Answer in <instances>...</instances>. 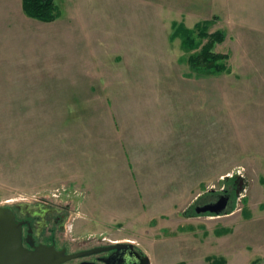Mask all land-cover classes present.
I'll use <instances>...</instances> for the list:
<instances>
[{
	"label": "rangeland",
	"instance_id": "rangeland-1",
	"mask_svg": "<svg viewBox=\"0 0 264 264\" xmlns=\"http://www.w3.org/2000/svg\"><path fill=\"white\" fill-rule=\"evenodd\" d=\"M55 2L18 68L35 81L0 84V205L51 210L71 251L264 264V0ZM206 47L222 67H192Z\"/></svg>",
	"mask_w": 264,
	"mask_h": 264
},
{
	"label": "flooded vegetation",
	"instance_id": "flooded-vegetation-1",
	"mask_svg": "<svg viewBox=\"0 0 264 264\" xmlns=\"http://www.w3.org/2000/svg\"><path fill=\"white\" fill-rule=\"evenodd\" d=\"M237 179V178H236ZM224 193L220 194L218 198H212L209 202H205L203 205H215L218 204L222 198H227L228 203L231 205V189H223ZM203 206V207H204ZM201 207L200 205L195 207ZM0 208L9 210L10 214L14 215L15 224L21 227V245L31 256L30 262L27 264H140L141 261H138V258L131 257L130 254L127 255L124 260V252L121 253L122 256H115L117 250L113 247H116L120 244H132L130 242H110V243H97L95 245L82 244L81 242L75 251H71L67 246H61L54 237L46 239L43 237L45 234L44 228L47 225L46 220L51 221V210L45 209L41 213V207L27 209L26 207H13L8 205H0ZM47 216V219L46 217ZM39 217L41 219H38ZM36 218V219H35ZM57 222H60V218L57 219ZM87 245V246H86ZM134 245V244H133ZM45 247L50 249L51 253H44L41 256L34 257L39 248ZM136 251H138L142 258L146 255L141 251L137 245H134ZM1 252V250H0ZM62 252L66 256H74L73 259L65 262H60V259L63 257ZM130 257V258H129ZM141 260V259H139ZM60 262V263H59ZM0 264H14L12 261H8V258L3 259L2 253L0 254Z\"/></svg>",
	"mask_w": 264,
	"mask_h": 264
},
{
	"label": "crops",
	"instance_id": "crops-1",
	"mask_svg": "<svg viewBox=\"0 0 264 264\" xmlns=\"http://www.w3.org/2000/svg\"><path fill=\"white\" fill-rule=\"evenodd\" d=\"M63 13L55 22L43 23L25 14L23 0H0V84H27L35 81L23 75L25 70L22 73L18 71L20 67L27 68L29 58H34L33 53L31 55L34 49V29L37 27L45 31L48 25L61 22Z\"/></svg>",
	"mask_w": 264,
	"mask_h": 264
},
{
	"label": "water",
	"instance_id": "water-1",
	"mask_svg": "<svg viewBox=\"0 0 264 264\" xmlns=\"http://www.w3.org/2000/svg\"><path fill=\"white\" fill-rule=\"evenodd\" d=\"M237 178L242 179L243 177L242 175H238ZM226 179H230V177L228 176ZM227 206L228 199L223 197L218 204L197 208L196 213L201 214L209 212L222 215L225 213ZM18 227L17 229L14 215L10 214L9 210L0 208V254L2 253L3 259L8 258V261H12L14 264H27L30 262L31 256L21 245V227ZM113 248L117 250L115 256H122L121 253H126L123 256L124 260H127L125 257L130 254L131 257L138 258V261H141L140 264H151L150 258L147 256L142 258V255L135 250L133 244H120ZM46 252L51 253L52 251L45 247L39 248L34 257L41 256ZM61 255H63V257L60 259V262L69 261L74 258V256L64 255V252H62Z\"/></svg>",
	"mask_w": 264,
	"mask_h": 264
},
{
	"label": "trees",
	"instance_id": "trees-1",
	"mask_svg": "<svg viewBox=\"0 0 264 264\" xmlns=\"http://www.w3.org/2000/svg\"><path fill=\"white\" fill-rule=\"evenodd\" d=\"M23 10L25 14L43 23H53L60 18V13L55 0H23ZM214 41H222L223 35L216 33L210 36ZM226 57L212 52L210 47H206L200 57L192 58L190 64L194 69L216 70L222 67L217 62Z\"/></svg>",
	"mask_w": 264,
	"mask_h": 264
}]
</instances>
